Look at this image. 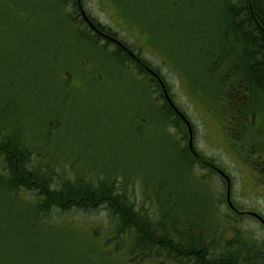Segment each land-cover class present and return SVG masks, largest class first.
Returning a JSON list of instances; mask_svg holds the SVG:
<instances>
[{
	"label": "rangeland",
	"instance_id": "1",
	"mask_svg": "<svg viewBox=\"0 0 264 264\" xmlns=\"http://www.w3.org/2000/svg\"><path fill=\"white\" fill-rule=\"evenodd\" d=\"M224 2L80 0L79 9L75 0H0L1 34L10 32V41L0 52V126L9 131L11 122L22 123L25 126L12 127L31 136L44 134L25 122L27 110L35 128L43 119V91L45 108L61 114L56 122L74 119L62 131L70 139L69 147L61 144L59 149L57 141L51 140L36 148L43 151L47 163L56 162L60 183L75 173L92 180L103 172L106 190L112 187L115 173L123 172L116 195L130 198L136 209L154 207L152 221L159 219L156 203L160 199L159 204L165 205L170 195L179 199L180 208L185 204L182 200L188 199V210L203 198L207 208L201 211L209 213L202 225L206 230L211 221L223 225L222 217L234 214L228 201L238 211L264 218L263 142L258 144V157L250 149L249 153L227 145L231 117L236 114L233 104L242 102L244 90L241 81L233 78L237 74L234 56L221 43L226 29L216 19L218 4L226 6ZM82 12L160 72L174 103L192 122L197 153L222 171L228 182L191 154L183 121L176 119V127L170 129L162 87L142 76L112 40L94 33L80 19ZM222 12L221 7L219 19ZM63 78L70 84L64 87ZM65 101L71 106L61 110ZM33 141L40 144L38 139ZM14 186L13 181H0V264H131L124 257L125 244L119 241L117 249L111 242L105 244L112 231L106 208L82 215L75 207L67 211L50 206L40 213L37 193L21 188L16 199L6 194ZM33 200L35 206H29ZM241 218L236 227L264 241L262 225ZM183 220L179 219L180 225Z\"/></svg>",
	"mask_w": 264,
	"mask_h": 264
},
{
	"label": "trees",
	"instance_id": "2",
	"mask_svg": "<svg viewBox=\"0 0 264 264\" xmlns=\"http://www.w3.org/2000/svg\"><path fill=\"white\" fill-rule=\"evenodd\" d=\"M253 2L255 15L264 31V0ZM243 11V14L236 18V21L240 18L245 20L242 31L245 32V44L249 49L241 64L242 72L247 78L242 77L245 85L258 91L264 89V32L250 16L248 7L245 6ZM224 17L227 19L224 30L233 31V9L226 8ZM221 43L223 49H233L230 37L227 36ZM228 57L229 55L226 56ZM50 122V119L41 120L37 128H42ZM59 127L61 123L53 122L48 126V133L40 138L50 139ZM5 132L11 131H7L5 126H0V133H3L0 139V181H13L15 185L6 194L18 197L21 188L36 192L40 197L38 202L42 204L41 208L37 207L38 210L56 206L55 209L68 211L75 207L85 215L84 213L100 207L106 208V216L110 221L108 227L112 231L105 244L111 242L115 249L119 241L125 244L124 257L131 264H264V241L260 242L256 237L249 236L236 227V223L240 221H236L235 215H224L223 225L210 220L211 228L206 230L202 226L209 220L204 216L209 213L201 211L207 208L203 198L193 210H188V199L183 198L185 204L181 208L179 199L173 198L172 195L165 205H160L159 199V203H156L159 219L152 221L154 207L148 209L143 205L136 209L130 198L124 197V201L121 195H116V183L123 178V172L115 173L112 187L106 190L103 186L107 174L103 172L92 180L75 173L68 176L65 183H60L59 180L63 179L61 171L55 168L56 162L47 163L43 151L35 150L29 144L35 137L22 131L9 136H6ZM47 164L53 167L44 168L43 165ZM125 181L126 178L123 182ZM117 192L119 193V190ZM157 194L159 197L164 196L161 192ZM181 217L184 218L183 225L179 223ZM194 225L199 231L195 230Z\"/></svg>",
	"mask_w": 264,
	"mask_h": 264
},
{
	"label": "flooded vegetation",
	"instance_id": "3",
	"mask_svg": "<svg viewBox=\"0 0 264 264\" xmlns=\"http://www.w3.org/2000/svg\"><path fill=\"white\" fill-rule=\"evenodd\" d=\"M224 3L226 4V6H224L223 3H221L220 5L218 4V7H217L218 17L216 21L219 22L220 24L221 22L225 23V21L227 20L224 17V12L226 8L233 9V17L231 18V21H232V24L234 25V29L232 33L228 32L229 34H227V31H226V34L221 35L219 33L216 35L217 37H219L220 35L222 36L221 41H223V39L227 36L231 38V41L233 42V49L231 52L235 57L234 62H235V68H236V73H237L235 76H233V78L235 80L241 81L242 86L240 87V89L244 90L243 92L244 97H242V99H239V100H242V102L239 103L236 101L233 104V108L236 109L235 110L236 114L233 117H231L233 128L231 129V133L227 132L226 137L229 139V143H230V145L228 144L229 148H233V147L240 148L248 152H249L248 149H250L252 151V154L253 155L257 154L256 156L258 157V153H261L260 150L258 149V144L262 142L264 144V89L261 88L258 91H256L255 88H253L252 86L245 85V82L243 80L244 78H247V77L245 76V73L242 72L243 69L241 67V64H243L244 62L243 58H246L244 54H246L247 50L249 49L247 45L245 44V42H247L244 37L245 32L242 31L245 20L244 18H240L239 20L236 21V18H239L243 14L244 12L243 9L245 6L248 7L250 16L252 17L254 22L258 26H260L259 28L262 31L263 29L261 28L259 20L257 16L255 15L253 0H229V1L227 0V2H224ZM220 6L223 9L221 19H219L220 10H221ZM216 27L220 28V25L216 24ZM221 30L222 28L220 29V31ZM106 33H107L106 31L103 32L102 30L99 29V32L96 34L99 37L103 38L105 41H110L104 37V36H110L109 34H106ZM0 39H3V41H0V52H2L4 49V42L10 41V36L7 34H0ZM118 42L121 43L120 41ZM112 43H115V42L112 41ZM115 45L118 48H120L122 52H124L127 59L130 58L129 60L134 61L136 67L140 70V73L142 76L148 75L152 80L156 81L157 85H160V80L163 81V84L165 85L167 93L170 97L171 103L174 105L173 107L171 103L169 102V100L167 99V96L166 97L164 96V93H165L164 91L163 93L164 100L163 101L161 100V101L163 105L167 107L170 113L169 118H168L169 127L171 130H173L174 125L176 127V119L183 121L184 126L189 131V136H188L189 143H191V141H193L194 143V138L197 135L191 125L192 122L187 117V115L185 117L183 116L178 106L174 103V100L172 98L173 95L171 94V92L168 91L167 86L163 80L164 78H162L159 75V73L155 69H153L148 63H146L137 52L134 53L132 50H130L127 46H125L122 43L121 45L115 43ZM153 72H155L157 76L154 75ZM241 76H243L244 78ZM69 84L70 83H68V85ZM67 104H69V102L65 101L62 104H60V106H65ZM75 105L76 103L72 105L70 110H74ZM182 131L185 132L184 129H182ZM240 139H242L245 142V144H243L244 142L240 141ZM262 149L264 150V145L262 146ZM195 158L199 161L197 157ZM199 163L201 162L199 161ZM201 164L204 165V163H201ZM207 165L205 164L204 166H207ZM261 183L264 186V183L263 182Z\"/></svg>",
	"mask_w": 264,
	"mask_h": 264
}]
</instances>
